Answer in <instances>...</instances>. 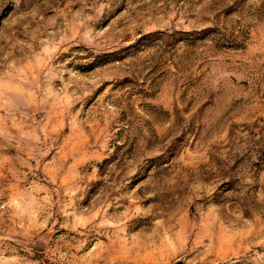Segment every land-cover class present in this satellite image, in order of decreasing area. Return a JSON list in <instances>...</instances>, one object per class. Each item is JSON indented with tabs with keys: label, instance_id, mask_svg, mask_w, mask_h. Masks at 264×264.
Masks as SVG:
<instances>
[{
	"label": "rangeland",
	"instance_id": "obj_1",
	"mask_svg": "<svg viewBox=\"0 0 264 264\" xmlns=\"http://www.w3.org/2000/svg\"><path fill=\"white\" fill-rule=\"evenodd\" d=\"M264 264V0H0V264Z\"/></svg>",
	"mask_w": 264,
	"mask_h": 264
},
{
	"label": "water",
	"instance_id": "obj_2",
	"mask_svg": "<svg viewBox=\"0 0 264 264\" xmlns=\"http://www.w3.org/2000/svg\"><path fill=\"white\" fill-rule=\"evenodd\" d=\"M176 264H184L182 261L177 262Z\"/></svg>",
	"mask_w": 264,
	"mask_h": 264
}]
</instances>
